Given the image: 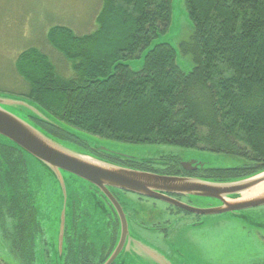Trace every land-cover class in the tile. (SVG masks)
I'll return each instance as SVG.
<instances>
[{"label":"trees","instance_id":"1","mask_svg":"<svg viewBox=\"0 0 264 264\" xmlns=\"http://www.w3.org/2000/svg\"><path fill=\"white\" fill-rule=\"evenodd\" d=\"M171 1L101 0L95 28L84 34L53 25L47 42L72 61V74L62 78L47 54L27 48L14 63L21 94L57 122L88 134L125 142L204 144L209 151L252 160V166L208 169L218 170L209 176L216 180L264 170V0H182L197 48L186 72L169 44L148 49L170 24ZM178 49L182 53L184 43ZM145 51L142 65L131 66L128 59ZM203 97L207 105L201 108ZM31 120L56 140L87 146L57 126ZM0 223L11 225L5 233L21 243L25 264H31L38 244L48 242L29 193L26 160L11 143H0ZM86 259L62 254L63 264Z\"/></svg>","mask_w":264,"mask_h":264},{"label":"rangeland","instance_id":"2","mask_svg":"<svg viewBox=\"0 0 264 264\" xmlns=\"http://www.w3.org/2000/svg\"><path fill=\"white\" fill-rule=\"evenodd\" d=\"M171 5L169 26L165 32L155 35L150 43L151 41L170 42L177 50L178 64L182 65L180 67L186 72L192 66L188 62L193 53L197 52L196 41H191L195 39H193L194 30L182 7V0H172ZM100 6L101 0H0V94L14 99H27L21 94L23 89V86L19 84L21 82L17 83L20 79L16 75L14 63L18 55L30 47H36L47 54L59 76L62 78L70 76L72 61L66 59L47 42L46 34L53 25L58 24L68 26L77 34L91 32L95 28L94 18ZM181 43H184L182 53L178 49ZM140 55L133 61L128 59L131 66H140L142 61ZM199 104L201 108L202 104L207 105V98L203 97ZM6 108L24 118L29 117L25 110L13 106ZM31 121L34 123L33 120ZM67 128L86 140L88 146L98 149L101 153L98 156L105 161L114 162V157H117L123 159L124 165L146 168L149 169L148 171L155 170L165 174L178 172L180 169L173 166L172 161L170 163L150 162L162 160V158L167 160L171 155L184 159L193 156L210 167L238 168L246 167L248 164L253 165L252 160L247 156L212 152L204 144L185 147L173 143L148 141L132 143L88 134L73 127ZM200 131L202 134L207 132L205 128H201ZM59 141L66 147L78 151L85 153L92 151L89 147L87 151L84 145L67 139H59ZM0 143L8 142L0 135ZM235 143L237 146L243 145L238 141ZM23 155L28 169L29 193L40 212L42 227L48 239V245H37L35 257L30 260L31 264H63L60 231L63 222L70 221L73 202L82 213L78 219L80 223L78 227L87 228L88 241H92L96 249L104 244L107 241L108 228L107 210L103 207L102 198L96 195L84 180L66 172H62V187L47 164L29 153ZM126 157L138 160L142 157V159L150 157V160L143 164V162L128 161ZM222 169L229 170L231 167ZM218 170H203L200 174L216 176ZM193 200L199 204L206 203L202 199ZM146 201V207H128L134 211L131 220L143 221L145 227L144 229L141 226H133L130 221L129 235L158 250L172 264H264V224L261 225L255 220L257 217L253 216V212L251 215L247 210L237 214L201 215L200 224H196V218L193 216L187 219L172 216L169 217L171 221L167 224L168 230L157 231L152 228V225L157 221L168 220L164 216L166 207H161L160 203H155L153 207L150 200ZM8 222L13 224L12 221ZM10 224L0 223V263L23 264L19 257V254H22L21 243L5 233V231H11ZM124 249L117 257L115 264H150L146 260L136 259L129 253L125 254ZM227 254L235 262L226 263L224 256Z\"/></svg>","mask_w":264,"mask_h":264},{"label":"water","instance_id":"3","mask_svg":"<svg viewBox=\"0 0 264 264\" xmlns=\"http://www.w3.org/2000/svg\"><path fill=\"white\" fill-rule=\"evenodd\" d=\"M161 43L169 44L178 54L176 48L167 41L152 42L148 49ZM146 52L142 54L141 60H143ZM139 65H142V61ZM7 106L25 110L29 115L27 118L40 119L80 139L83 138L57 122L50 114L28 98L14 99L0 94V135L6 138L8 143L18 147L23 154L29 153L47 164L55 173L62 187V172H66L100 190L110 201L119 220V238L113 252L103 264H112L124 248L125 254L129 253L136 259L146 260L150 264H172L158 250L138 238L130 237L126 214L113 198L109 188L158 199L199 216L223 213L237 214L242 210L264 205V170L241 178L216 180L161 174L114 164L92 154L66 147L59 140L35 126L32 121L9 111ZM181 166L185 170L209 167L205 162L193 156L183 159ZM176 196L202 199L206 203L215 205L212 207H192L177 199ZM62 227L63 225L60 231L61 249Z\"/></svg>","mask_w":264,"mask_h":264},{"label":"flooded vegetation","instance_id":"4","mask_svg":"<svg viewBox=\"0 0 264 264\" xmlns=\"http://www.w3.org/2000/svg\"><path fill=\"white\" fill-rule=\"evenodd\" d=\"M85 148L89 150L87 146H85ZM175 157L176 155H171L170 157H168L167 160L162 158V160H151L150 162L156 163L157 161H159V162L170 163V161H172L173 166H176L180 169L178 171L179 172L178 174L185 175V176H198V175H195L197 173L200 176H203V174H200L201 171L207 170L205 169V167L195 169V170H185L181 166V158L180 157L175 158ZM114 159L118 162L119 161L122 162L123 160L117 157H114ZM144 159L145 161H149L150 157H146ZM127 160L140 162V160L136 158H129ZM89 187L96 195H98L104 201L103 207H106V210H107L106 211L107 228H108V231H107L108 234H107V239H106L107 241L97 249L94 247L92 241L91 242L88 241L87 228L85 226H82V228L78 227V224H80L78 219L82 216V213L79 211V207L76 206V203L73 202L72 208H71V214H70V221L68 223L63 222L62 250L64 251L65 255H68L70 253L72 254L80 253L81 255L87 257L86 259L87 263L83 261H77L78 260L77 259L75 261H72L73 264H102L104 263L108 259V257L111 255V253L113 252L114 247L118 240L120 226H119V220H118L117 214L115 210L113 209V206L110 204V201L107 200V198L100 192V190L93 188L92 186H89ZM109 191L112 193L113 198L117 201L119 206L122 207L124 213L126 214L128 223L132 221L131 220L133 218L132 212H134L128 207H146L147 206V204H145V202H147L146 200H150L153 203L152 205L153 207L155 203H160L161 207H166V209L164 210L165 211L164 216H165V219H168V220H165L162 222L157 221L155 222V224L152 225V228H154L155 230L157 229V231H167L168 230L167 224L169 223V221H171L170 218L172 216L177 217L179 219L180 218L187 219L193 216L196 218V224L197 223L200 224L201 219H202L201 216L199 215L176 208V206L166 203L164 201L158 200V199L141 196L138 194H134V193L116 189V188H109ZM176 198L187 203L189 206H192V207H212L215 205V204H211L208 202L204 204H199V203L194 202L192 198H185L182 196H176ZM247 211L250 213V215H251V212L254 213L253 216L257 217L255 220L258 221L259 224L261 225L264 224V205L249 208L247 209ZM132 223H133V226H136V227L141 226V228L145 229V227L143 226V221L141 222L132 221ZM164 234H166V232H164ZM43 235H44V238H47L45 231H43ZM43 243L44 241H42L41 245H43ZM45 244L48 245L47 242ZM19 257L22 260V257L20 256V254H19ZM224 260L226 263L235 262L232 258L228 257V254L224 256ZM115 261H113L112 264H115ZM23 264L25 263L23 262Z\"/></svg>","mask_w":264,"mask_h":264},{"label":"crops","instance_id":"5","mask_svg":"<svg viewBox=\"0 0 264 264\" xmlns=\"http://www.w3.org/2000/svg\"><path fill=\"white\" fill-rule=\"evenodd\" d=\"M226 167H233V166H220V167H215V168H226ZM195 177H201L200 175L195 176Z\"/></svg>","mask_w":264,"mask_h":264}]
</instances>
